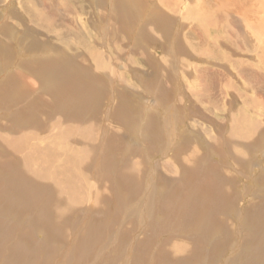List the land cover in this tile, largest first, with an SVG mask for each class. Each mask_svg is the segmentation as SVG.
Here are the masks:
<instances>
[{"label":"rangeland","instance_id":"374dc122","mask_svg":"<svg viewBox=\"0 0 264 264\" xmlns=\"http://www.w3.org/2000/svg\"><path fill=\"white\" fill-rule=\"evenodd\" d=\"M121 3L132 17L118 11ZM218 24L233 31L232 41H215ZM31 42L49 49L31 55ZM263 42L264 0H0V53L11 51L0 54V262L30 243L31 264H109L108 244L121 251L118 264L133 262L142 246L141 256L152 255L140 258L143 264L157 263L160 252L168 264H252L244 258L254 234L251 215L264 202V101L257 109L249 101L264 98L255 78L264 77ZM39 63L78 76L79 89L90 97L51 98L28 71ZM200 74L212 83L201 99L194 95ZM16 75V85L8 84ZM125 113L138 118L140 129L121 120ZM147 115L156 128L162 123L151 137L141 128ZM192 168L193 184L209 171L218 189L211 195L199 189L204 200L183 197L188 209L197 204L203 213L196 231L155 210L157 195L146 200L152 189L186 194L182 175ZM17 170L36 193L29 208L14 196L15 210L3 212V199L14 191L4 179ZM136 190L130 202L145 200L146 211L132 215L122 195ZM88 223L98 240L83 244Z\"/></svg>","mask_w":264,"mask_h":264},{"label":"bare ground","instance_id":"6f19581e","mask_svg":"<svg viewBox=\"0 0 264 264\" xmlns=\"http://www.w3.org/2000/svg\"><path fill=\"white\" fill-rule=\"evenodd\" d=\"M78 2V1H77ZM123 2V1H122ZM250 3V2H249ZM82 5V4H81ZM114 5H115V3H114ZM117 5V7H118V11H120V13H122V14H124V12L126 13V15H128V17H132L131 16V13H130V9L128 8V4H126V5H123V3H121V4H116ZM80 6V5H79ZM132 7V6H131ZM78 9V8H77ZM79 10V9H78ZM130 10V11H129ZM78 13V12H77ZM195 13H196V11H195ZM199 13H201V12H199ZM47 13H45V15H46ZM122 16V18H124V16L123 15H121ZM199 16V15H198ZM202 16V15H201ZM207 17V16H206ZM214 17H216V16H214ZM48 18H52L51 17V15L50 14H48ZM153 18V17H152ZM160 19V18H159ZM151 21V20H150ZM147 22V21H146ZM155 22V21H154ZM156 23V22H155ZM212 23V22H211ZM134 24V23H133ZM159 24H161L160 23V20H159ZM164 24V23H163ZM162 24V25H163ZM197 24V23H196ZM199 24V23H198ZM215 24V23H214ZM49 25H50V23H49ZM208 25V24H207ZM221 24H218V26H215V27H213L212 28V30H217V32H214V34H213V36L212 37H214L215 38V41H216V39H218L219 40V38H222V41H223V39L225 40V43H226V38H228L230 41H232L233 39H234V33H233V31H231L229 34H228V32L229 31H225V27L224 28H221L220 29V26ZM160 27V26H159ZM210 27V26H209ZM219 27V28H218ZM161 29V28H160ZM203 30V29H202ZM260 30V29H259ZM75 31V30H74ZM126 31V30H125ZM159 31V30H158ZM263 33V32H262ZM205 34V33H204ZM207 34V33H206ZM258 34V33H257ZM78 35V34H77ZM192 36V35H191ZM194 36V35H193ZM208 36V35H207ZM252 36V35H251ZM76 37V36H75ZM78 38V37H77ZM203 38V37H202ZM207 37H205V39H206ZM214 38H213V40H214ZM211 40V39H210ZM217 40V41H218ZM260 40V39H259ZM205 42V41H204ZM193 43V42H192ZM202 43V42H201ZM215 43V42H214ZM217 43V42H216ZM261 43V42H260ZM259 43V44H260ZM264 43V42H263ZM185 44V43H184ZM197 44V43H196ZM209 44V43H208ZM29 45H31V46H27L26 48H27V51L29 52V53H31V55L32 54H36V53H41V51L40 50H42V52H44L45 50H46V48H48L47 46H45V45H43V46H41V47H38L37 45H34V42H31V44H29ZM40 45H42V44H40ZM204 45V44H203ZM211 45V44H210ZM190 46V45H189ZM257 46V45H256ZM71 47V46H70ZM177 47V46H176ZM175 47V48H176ZM194 47V46H193ZM202 47V46H201ZM73 48V47H72ZM185 48V47H184ZM197 48V47H196ZM203 48H204V46H203ZM5 49V48H4ZM49 49V48H48ZM169 49V48H168ZM188 49H189V47H188ZM216 49V48H215ZM76 50V49H75ZM183 50V49H182ZM211 50V49H210ZM176 52H178L179 51V49H177V50H175ZM191 51V50H190ZM264 51V50H263ZM11 51H9V50H3V51H1V53L0 54H6V55H8V53H10ZM185 52V51H184ZM195 52H196V49H195ZM198 52V51H197ZM26 53V52H25ZM219 53V52H218ZM179 54V53H178ZM11 55H13V54H11ZM191 55L192 54H190V57H191ZM207 55V54H206ZM209 56V55H208ZM222 57V56H221ZM203 58V57H202ZM210 58V57H209ZM210 59H213V58H210ZM58 60V59H57ZM60 60V59H59ZM58 60V61H59ZM143 61V60H142ZM147 61V60H146ZM239 61V60H238ZM11 62V61H10ZM10 62H8V63H5L4 64V66L5 65H10ZM62 63V62H61ZM210 63V62H209ZM144 64H145V62H144ZM199 64V63H198ZM59 65H60V61H59ZM196 65H197V63H196ZM200 65V64H199ZM258 65V64H257ZM257 65H256V67H257ZM65 66V65H64ZM186 66V65H185ZM55 67H56V65H55ZM63 67V66H62ZM26 69V68H25ZM28 69V68H27ZM51 69L52 68H50V64L49 63H39V64H37V65H35V66H33V67H31L30 65H29V69H28V71L31 73V74H33V75H35V79L38 81V83H41V87L44 89V91L46 90H48L49 92H50V96H51V98H54V97H57V99L59 100V101H61V100H63L64 98H70V99H76V97H78V98H80V96L82 97V98H88V97H90V96H86L85 94H88V93H85V91L84 92H81V90L79 89V86H78V84L76 83L77 81H76V79H78V76H75V75H72V74H70V73H68V72H66V71H64V70H61V69H59V71L60 72H55L54 70L56 69H54V70H52L51 71ZM197 72H199V73H202V70H201V68L197 65ZM216 73V72H215ZM250 73V72H249ZM197 74V73H196ZM198 75V74H197ZM75 76V77H74ZM194 76V75H193ZM219 76V75H218ZM17 75L16 76H12L10 79H7L8 81H9V83L8 84H10V85H12L13 86V84H15V83H17L18 81H17ZM200 77H201V79L200 80H198L197 79V76H195V81H199V86H200V90L199 91H197V92H195L194 93V95L196 96V98H199V99H201V96L203 97V96H205L206 95V93L208 94V92L210 91L209 90V88H210V86L212 85V83H211V81L209 80V74L206 76V77H203V75H201L200 74ZM212 77H213V75H212ZM216 78V77H215ZM255 78H256V81H260V86H261V88H263L264 87V84H262V79L264 78V77H262V76H260V74L258 73L257 75L255 74ZM213 79V78H212ZM216 82V81H215ZM219 82V81H218ZM26 83V82H25ZM37 84V83H36ZM215 84V83H214ZM16 85V84H15ZM202 85V86H201ZM11 86V87H12ZM216 86V85H215ZM9 87V86H8ZM213 87H214V85H213ZM16 88H18L17 86H16ZM15 88V89H16ZM149 88V87H148ZM7 89V88H6ZM10 90H11V88H10ZM9 91V90H8ZM18 91H19V89H18ZM21 91V90H20ZM31 91V90H30ZM47 91V92H48ZM163 91V90H162ZM161 91V92H162ZM160 92V93H161ZM164 92V91H163ZM9 93V92H8ZM210 93V92H209ZM212 93V92H211ZM17 94V93H16ZM19 94V93H18ZM22 94V93H21ZM162 95L164 94V93H161ZM14 96H15V94H14ZM20 96V95H19ZM1 98H2V96H0ZM5 97V96H4ZM21 97L22 96H20V97H18L19 99H21ZM259 98V99H256V98ZM61 98V99H60ZM256 98H254L253 100H252V102L250 103V101H249V104L250 105H254V109L256 108H260V107H262V104H263V101H264V98H262L261 96H256ZM260 98H261V100H260ZM3 99V98H2ZM85 99H84V101H85ZM262 99H263V101H262ZM6 100V99H5ZM24 100V99H23ZM78 100V99H77ZM80 100V99H79ZM124 100V99H123ZM206 100V99H205ZM17 101V100H16ZM15 101V102H16ZM19 101V100H18ZM53 101H55V99L53 100ZM126 101H128V100H126ZM64 101H62V103H63ZM76 102V101H75ZM129 102V101H128ZM5 103V102H4ZM127 103V102H126ZM15 104V103H14ZM84 104V103H83ZM129 104V103H128ZM246 105V104H245ZM4 106H6V104H4ZM31 106V105H30ZM127 106V107H126ZM126 106L124 107V108H128V105L126 104ZM140 106V105H139ZM59 108V107H58ZM62 109H64V107L62 108ZM130 109V108H129ZM246 109V108H245ZM248 109V108H247ZM126 110V109H125ZM132 110V109H131ZM141 110V109H140ZM15 112H19V111H17V110H14ZM26 111V110H25ZM119 111V110H118ZM253 111V110H252ZM140 113V112H139ZM246 113V112H245ZM72 114V113H71ZM136 114H137V112H136ZM236 114V113H235ZM16 115H19V114H16ZM31 115V114H30ZM142 115V114H141ZM137 116V115H136ZM249 116V115H248ZM123 117V118H122ZM133 118H134V121H132L133 120ZM244 118V117H243ZM249 119H251V120H249V119H245V121L246 122H248L247 124H248V126L251 128V130H252V128L254 129V130H256L255 128L258 126V124H257V122L256 121H254L253 119H252V117H248ZM22 119H24L23 117H22ZM140 119H142V118H140ZM238 119V118H237ZM258 119V118H257ZM20 120V119H19ZM121 120L123 121V122H126V124L127 125H129V127H133V129L134 128H139L140 129V122H136L137 120H138V118L136 119V117L133 115V113L132 114H128V113H125V114H123V116H121ZM259 120V119H258ZM128 121V122H127ZM145 121V120H144ZM25 122V120H22V122L21 123H24ZM238 122V121H237ZM256 122V123H255ZM20 123V124H21ZM164 123V122H163ZM161 122H159L158 121V127L156 128V125H157V123H156V120L154 119V118H152L150 115H147V118H146V124L144 125V127H145V129H144V127L143 126H141V128H142V132H143V130H144V133H145V135L147 136L148 135V137H149V135H150V137L154 134V130H157L156 132H159L160 131V129H161ZM238 124V123H237ZM257 124V125H256ZM261 126V125H260ZM240 127V126H239ZM138 129V130H139ZM244 130V129H243ZM260 131V130H259ZM258 131V132H259ZM138 133H139V131H137ZM257 132V133H258ZM259 135V134H258ZM242 136V135H241ZM226 139V138H225ZM257 141V140H256ZM260 142V141H259ZM259 142H258V144H259ZM257 143V142H256ZM261 145H262V143H261ZM249 150V149H248ZM193 151V150H192ZM30 152V151H29ZM31 157V156H30ZM33 159V158H32ZM211 167V166H210ZM201 168V167H200ZM211 169V168H210ZM196 170V169H195ZM198 171H199V169H197ZM186 173H184L183 172V177H184V182H183V184H184V187H185V189H186V194H181V195H178V194H176L174 191H173V195L170 193V191L168 192V193H165L166 191H165V189H163V188H161V190L163 191L162 193L160 192V190L159 189H152L151 191H149L148 190V199H146V200H153V198H155V196L157 195V198H156V200L159 202V205H156L157 204V201H156V204H155V206H153L152 204H151V206H149L148 207V209H149V211L151 212V207L153 206L154 207V209L155 210H157V211H159V212H163V213H167L168 214V216H169V214H171V213H173V214H171L170 216H169V219H172V218H174V217H176L177 218V220L178 221H180V220H182V222L184 221V222H186V223H189V224H187L186 225V227L187 228H189L190 226H191V229H193L194 231H196L197 229H199V225H201L202 223H203V213H201L200 211H199V208L198 207H196L197 206V204H196V206H194L193 205V203L191 204L192 205V207L190 206V209L192 210V212L190 213V209H188V207H189V204H187L185 201H184V199H183V197H186L187 196V200L190 198L191 200H194L195 201V199H194V197L197 195V196H199L198 195V192H199V189L201 190V191H203L204 190V188H205V190H206V193H208L209 195H211L210 193H213V190L214 189H216V187H215V184H214V180H213V176H212V173H210L209 171H206L205 173H204V171L201 173V175H200V178H199V180H198V183L197 184H193L194 182H192V180H191V176H193L194 177V169L192 168V170H190V171H185ZM196 172V171H195ZM189 174H190V176H189ZM196 175H198V174H196ZM206 176L208 177V181H207V184L205 183V180H206ZM7 177V176H6ZM10 177V178H9ZM33 178V177H32ZM195 178V177H194ZM193 178V179H194ZM204 178V179H203ZM204 180L203 182L201 181V180ZM4 181H10V182H8V183H10V184H7V183H5V184H7V185H11V188H13V192L11 191H8L9 192V194H7L8 195V197L6 196V198L5 199H3V201H6L5 202V206L4 205H1V207L4 209V211L3 212H6V211H8V210H10V211H13V210H11V209H14L15 210V208H16V203H15V200H14V196L16 197L17 196V198H18V200H19V203H21V204H23V208H29L30 207V202H29V200L31 199V198H33L34 196V193H36V192H34V189L33 190H31L30 191V189L26 186L27 185V183H28V179L26 178V176L23 174V170H22V172L21 171H19V170H17L15 173H14V175H13V177L12 176H8V178H5L4 179ZM25 181H27V182H25ZM3 183V182H2ZM5 184H4V186H5ZM36 184V183H35ZM116 184H118V183H116ZM191 184H193V186L191 185ZM45 185V184H44ZM139 185V184H138ZM190 185H191V188H190ZM119 186H120V183H119ZM2 187H3V185H2ZM48 187V186H47ZM140 187V186H139ZM213 187H215V188H213ZM49 188V187H48ZM136 188V187H135ZM178 188V187H177ZM32 189V188H31ZM37 189V188H36ZM147 189H148V187H147ZM1 190V189H0ZM3 190V189H2ZM1 190V191H2ZM6 190V189H5ZM204 190V191H205ZM216 190H218V189H216ZM45 191V190H44ZM43 191V192H44ZM139 190H136V191H134L132 194H129L128 192H125V194H123L122 195V202H123V207H124V210H125V212H129L130 214H132V215H134V214H136V213H139L140 211H142V209H143V207H144V205H146V203H145V200H142V201H138V202H136V204L135 205H133L132 204V202H130L131 200H130V197L133 195V194H137V192H138ZM165 191V192H164ZM168 191V190H167ZM172 191V190H171ZM225 191V190H224ZM7 192V191H6ZM5 192V193H6ZM42 192V193H43ZM178 192H180V191H178ZM151 193V194H150ZM161 193V194H160ZM170 193V194H169ZM200 194H201V192H200ZM38 195V194H37ZM33 196V197H32ZM55 196V195H54ZM145 196V197H146ZM173 196V197H172ZM183 199V200H181V202H178L181 198ZM209 197V196H208ZM126 198L128 199L129 198V200L128 201H126ZM152 198V199H151ZM196 198V197H195ZM199 198L200 199H203V197H200L199 196ZM198 197H197V199H199ZM56 199H57V197H56ZM118 199H119V197H118ZM190 200V201H191ZM204 200V199H203ZM210 200V199H209ZM216 201V200H215ZM27 202H28V204H27ZM35 202L36 201H32V203L33 204H35ZM145 203V204H141V203ZM187 202H189V201H187ZM205 202V201H204ZM149 203H151L150 201L148 202V204ZM153 203V202H152ZM160 203H162V205L160 204ZM199 203H201V202H198V204ZM214 203V202H213ZM1 204V203H0ZM32 204V205H33ZM221 204V203H220ZM47 205H49V204H47ZM203 205V204H202ZM177 206V208H178V210L180 211V209H181V211L179 212V213H176L175 211H174V209H175V207ZM199 206V205H198ZM256 206H258L259 208L256 210V212H254V213H252V215H251V218H250V220H251V224H252V226H253V228H254V234L252 235V240H251V243H249L248 244V246H247V249H245V252L246 253H248V255H246L245 256V258L244 259H246V261L247 260H249L250 259V262L252 263V264H264V202H262V201H260L257 205H255V207ZM19 207H21V205L19 204ZM47 207V206H46ZM65 207V206H64ZM146 207V206H145ZM263 207V208H262ZM194 208V209H193ZM7 209V210H6ZM41 209V208H40ZM46 209V208H45ZM57 209V208H56ZM183 209L185 210V217L183 216V214H184V211H183ZM203 209V208H202ZM144 210V209H143ZM48 211V213H51V211H50V208L47 210ZM55 211V210H54ZM144 211H146V210H144ZM39 212V211H38ZM205 212V211H204ZM212 212V211H211ZM149 213V212H148ZM152 213V212H151ZM3 214V213H2ZM130 214H128V215H130ZM178 214H180V215H178ZM206 214H207V212H206ZM13 215V214H12ZM50 215H52V214H50ZM40 217L41 216H43V213H41L40 212V215H39ZM171 217V218H170ZM154 218V217H153ZM81 220L80 221H82V220H84L85 222H86V218L85 217H81L80 218ZM38 219H36L35 221H37ZM157 220H158V222L160 223V221H162V222H164L165 221V218H163L162 216H160L159 214H158V216H157ZM39 221V220H38ZM172 222V221H171ZM57 223V222H56ZM82 223H83V221H82ZM192 223V224H191ZM152 224H153V222H152ZM160 224H166V223H160ZM102 225H103V223H102ZM101 225V226H102ZM2 226V225H1ZM153 226H154V224H153ZM206 226V225H205ZM155 227V226H154ZM184 227H185V225H184ZM203 227V226H202ZM250 227V226H249ZM182 228V227H181ZM187 228H184V230L185 229H187ZM201 228V227H200ZM97 228H96V226H95V224L93 225V224H90V223H88V227H87V229L85 230V232H86V234H85V238L83 239L82 238V240H83V244L84 243H90L91 241L92 242H96V240H98V238L96 237V235H94V234H92V232L91 231H95ZM168 229H169V233H170V231H173V228L172 227H168ZM203 230V229H202ZM205 230V229H204ZM89 231H90V234H89ZM186 231V230H185ZM232 232V231H231ZM201 233V232H200ZM13 234V233H12ZM89 234V235H88ZM96 234H98V233H96ZM16 235V234H15ZM226 235V234H225ZM51 236V235H50ZM46 237H48V236H46ZM225 237V236H224ZM227 237V236H226ZM5 239V238H4ZM15 240H17V239H15ZM52 240H54V239H52ZM250 240V239H249ZM0 241H1V238H0ZM18 242V241H17ZM16 243V242H15ZM37 243V242H36ZM111 243V242H110ZM142 243H144V242H142ZM141 243V244H142ZM22 244H24V242L22 243ZM118 245H119V243H117ZM151 244V243H150ZM109 245V248H110V250H109V256H108V263L109 264H116L117 262L119 263V261H118V259H119V257H121V255H122V253H121V251L120 250H118L116 247L115 248H112V246H110V244H108ZM120 245H121V243H120ZM127 245H128V247L129 248H131V246H132V244L131 243H127ZM3 246V245H2ZM30 246V243H29V245H28V247ZM86 246H88L89 247V245H86L85 244V246L82 248V247H80V249H82L80 252H79V254H80V256H85L86 255ZM122 246V245H121ZM146 246H149V244H147ZM145 246V247H146ZM19 247H21L22 248V253L21 252H19V251H16V248L14 249V248H12L13 250H11L12 251V256L10 257V256H3V258H2V260H1V262H0V264H2V263H6V262H9V263H13V262H15L14 264H19V263H21V264H31L30 262H32L31 261V259L33 258L30 254H28L29 253V248L28 247H24V245H19ZM126 247V246H125ZM142 247H144V246H142ZM142 247H136V249L134 250L135 251V253H136V255H134V257H136L134 260H133V262H129L130 264H143V262L141 263V259L140 258H142V261H143V259H145V258H149V257H151L152 255H150L151 253H150V251H149V254L148 255H143V256H141L140 255V252H141V250H138V249H142ZM151 247V249H152V246H150ZM156 247H157V245H156ZM159 247V246H158ZM158 247H157V251L154 249V250H152V252L153 253H155V251H156V254L155 255H157V252H158ZM248 247H250V248H248ZM0 248H1V244H0ZM4 248V247H3ZM3 248L1 249V250H3ZM24 248V249H23ZM33 248H36V247H33ZM119 248V247H118ZM148 248V247H147ZM153 248H155L154 246H153ZM230 248H232V250H233V247H230ZM43 249V248H42ZM167 249V248H166ZM216 249V248H215ZM9 250V249H8ZM47 250H49V249H47ZM114 250V251H113ZM131 250V249H130ZM130 250H126L125 252H126V255H127V257H128V259L130 258V256H131V253H130ZM146 250V249H145ZM160 250V249H159ZM243 250V249H242ZM113 251V253H112V255L110 256V254H111V252ZM43 252V251H42ZM165 252V251H164ZM163 252V253H164ZM167 252V251H166ZM134 253V252H133ZM213 253V252H212ZM37 254V253H36ZM35 254V255H36ZM49 254H50V251H49ZM121 254V255H120ZM145 254H147V253H145ZM170 254V253H169ZM33 255V254H32ZM48 255V254H47ZM119 255V256H118ZM165 255V254H164ZM173 255V254H172ZM177 255V254H176ZM23 256V258H21ZM153 256H154V254H153ZM133 257V258H134ZM156 257V256H155ZM8 258H10L9 260H8ZM153 259H155L154 257H152ZM164 258V257H163ZM150 259V258H149ZM147 260V262L149 261L150 262V260ZM152 259V260H153ZM157 260H156V262L157 263H155V264H158V262H159V264H163L164 263V260L162 259V256H161V252H160V255H159V258H156ZM170 259H171V257H170ZM25 260H26V262H25ZM34 261V260H33ZM245 261V262H246ZM70 262V261H69ZM123 262H126V260L125 261H123ZM154 262H155V260H154ZM117 263V264H118ZM144 263H145V261H144ZM152 263V262H151ZM212 263V262H211ZM70 264V263H69ZM125 264H128V262H126ZM148 264H150V263H148ZM164 264H168V262H165Z\"/></svg>","mask_w":264,"mask_h":264}]
</instances>
